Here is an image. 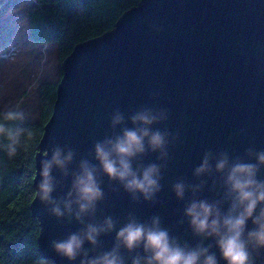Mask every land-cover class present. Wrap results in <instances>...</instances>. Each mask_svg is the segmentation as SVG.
Listing matches in <instances>:
<instances>
[{"label":"water","instance_id":"obj_1","mask_svg":"<svg viewBox=\"0 0 264 264\" xmlns=\"http://www.w3.org/2000/svg\"><path fill=\"white\" fill-rule=\"evenodd\" d=\"M61 69L53 113L36 156L33 188L36 192L40 183L42 160H51L60 149L71 151L73 160L65 171L52 169V199L67 198L82 161L95 167L103 199L80 223L74 216L58 219L52 205L34 197L31 211L42 228L38 250L44 261L70 264L56 253L53 241L82 232L89 223L111 218L115 224L95 247L84 244L89 257H95L113 250L116 233L130 219L150 225L158 218L181 246L209 248L218 264H225L215 241L194 235L184 212L194 199L219 202L227 211L224 174L215 171V159L224 154L230 161L256 163L255 154L264 152V0H142L112 31L77 45ZM142 109L166 115L153 130L168 139L164 159L146 150L132 161L134 170L152 164L160 168V190L148 201L110 180L95 158V145L131 128L130 117ZM116 112L124 116V124L113 128ZM206 155L211 171L196 176ZM257 178L264 180V167ZM177 183L185 185L183 199L174 192ZM119 254L124 264L147 255L142 246L132 252L121 247ZM252 255L256 264H264V252Z\"/></svg>","mask_w":264,"mask_h":264},{"label":"clouds","instance_id":"obj_2","mask_svg":"<svg viewBox=\"0 0 264 264\" xmlns=\"http://www.w3.org/2000/svg\"><path fill=\"white\" fill-rule=\"evenodd\" d=\"M23 119V112L15 108L0 111V149L9 158L14 157L21 147H26L27 140L31 139L29 130L9 127L10 123ZM165 119L163 112L142 109L130 117L131 128H123L122 134L95 145V158L103 173L110 180L119 181L133 196L139 193L146 201L160 190V168L152 164L134 170L132 161L146 150L159 152L161 159L167 156V134L153 130L155 124ZM111 124L113 128L123 125L124 116L120 112L114 113ZM210 159L209 155L204 157L195 169L196 176L211 171ZM72 160L71 151L65 153L60 149L53 152L51 160H42L38 173L40 183L36 186L35 196L41 203L52 205L51 213L58 219L68 215L83 223L84 217L94 214L97 204L103 199L95 167L82 161L67 198L63 202L52 199V169L55 167L65 171ZM255 160L256 163L239 159L230 161L224 154L215 159V171L224 174V199L229 204L227 211L222 210L219 202L195 199L185 208L184 215L194 235L213 239L225 264H256L252 254L264 252V180L257 178L260 168L264 167V152L256 153ZM174 192L178 199H183L185 185L175 184ZM114 229L111 218L102 224L89 223L82 232L53 241V247L70 264H74L78 258L80 264H124L119 254L120 248L132 252L141 246L147 254L146 258L142 260L137 257L132 264H218L216 255L210 253L209 248H189L171 239L169 233L160 227L158 218H154L150 225L130 219L116 233V246L112 251L89 257L84 251V244L87 242L95 247L101 234Z\"/></svg>","mask_w":264,"mask_h":264},{"label":"trees","instance_id":"obj_3","mask_svg":"<svg viewBox=\"0 0 264 264\" xmlns=\"http://www.w3.org/2000/svg\"><path fill=\"white\" fill-rule=\"evenodd\" d=\"M142 0H35L28 13L34 43L56 44L60 63L82 43L112 31L120 18ZM62 74V73H61ZM58 82L39 87L40 120L12 122L9 127L29 130L26 147L9 158L0 149V263L42 264L38 250L42 228L31 211L35 197L33 181L36 156L45 124L53 113ZM1 111V110H0ZM6 143V142H4Z\"/></svg>","mask_w":264,"mask_h":264},{"label":"rangeland","instance_id":"obj_4","mask_svg":"<svg viewBox=\"0 0 264 264\" xmlns=\"http://www.w3.org/2000/svg\"><path fill=\"white\" fill-rule=\"evenodd\" d=\"M35 0H0V110L15 108L24 120H40L39 87L59 82L56 44L34 43L28 13Z\"/></svg>","mask_w":264,"mask_h":264}]
</instances>
